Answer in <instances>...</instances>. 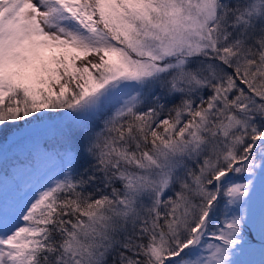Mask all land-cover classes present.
Listing matches in <instances>:
<instances>
[{
    "label": "snow or ice",
    "instance_id": "obj_1",
    "mask_svg": "<svg viewBox=\"0 0 264 264\" xmlns=\"http://www.w3.org/2000/svg\"><path fill=\"white\" fill-rule=\"evenodd\" d=\"M256 251L264 0H0V264Z\"/></svg>",
    "mask_w": 264,
    "mask_h": 264
},
{
    "label": "rangeland",
    "instance_id": "obj_2",
    "mask_svg": "<svg viewBox=\"0 0 264 264\" xmlns=\"http://www.w3.org/2000/svg\"><path fill=\"white\" fill-rule=\"evenodd\" d=\"M5 152L7 153V148L5 149ZM248 259L252 261V264H260V260L262 259V254L259 251H256L253 254H251V256Z\"/></svg>",
    "mask_w": 264,
    "mask_h": 264
}]
</instances>
